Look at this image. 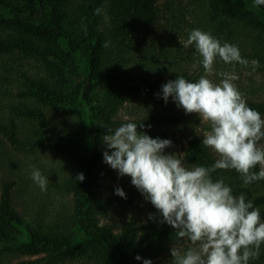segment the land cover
Instances as JSON below:
<instances>
[{
  "label": "trees",
  "instance_id": "16d2710c",
  "mask_svg": "<svg viewBox=\"0 0 264 264\" xmlns=\"http://www.w3.org/2000/svg\"><path fill=\"white\" fill-rule=\"evenodd\" d=\"M160 2L0 0V93L11 99L14 117L22 119L0 120V149L7 152L8 143L25 151L39 145L62 155L65 160L49 170L47 189L72 196L57 212L41 208L25 229L19 208L25 181L4 178L0 260L18 255L37 258L16 264H143L177 242L175 230L159 219L108 220L123 201L115 194L117 187L110 191L117 170L103 162L102 137L108 128L128 122L143 123L142 131L152 138L181 125L188 134L185 167H211L218 156L202 144L204 135L171 97L165 104L162 85L177 77L195 81L189 69L202 58L194 46L179 43L193 29L238 46L242 58L258 61L264 73V6L251 9L246 0H165L164 7ZM24 13H41L42 18L25 21ZM81 49L90 55L85 72L78 62ZM244 98L264 118V99ZM141 100L146 109L130 118L120 116L126 104ZM54 113L71 124L56 130ZM79 173L83 182L75 178ZM212 178L223 179L234 196L252 201L264 222V180L245 185L235 170H217ZM153 215L159 217L158 211ZM156 226L162 229L147 245ZM249 264H264V249Z\"/></svg>",
  "mask_w": 264,
  "mask_h": 264
},
{
  "label": "clouds",
  "instance_id": "9594fccd",
  "mask_svg": "<svg viewBox=\"0 0 264 264\" xmlns=\"http://www.w3.org/2000/svg\"><path fill=\"white\" fill-rule=\"evenodd\" d=\"M253 6H264V0H254ZM179 43L184 48L195 47L204 75L196 82L184 77L168 81L162 85V98L167 104L171 97L186 115L196 114L207 123L209 130L202 144L218 159L211 167L186 168L177 153L165 152L173 146L171 140L152 138L142 131L143 123L128 122L106 130L103 162L120 177H130L131 184L154 206L159 217L149 214V219L166 223L175 230L177 241L190 243L183 252L176 243L171 246L172 264H249L264 244L260 210L252 201L246 202L244 195L234 196L232 188L223 179L213 180L212 174L235 170L245 185L264 180V145L259 144L264 140V118L247 105L234 83L239 79L235 71L216 73L214 64L219 58L224 64L251 67L254 72L259 62H249L242 58L238 46L222 44L199 29ZM213 75L220 77L218 83L209 78ZM257 166L258 172L254 171ZM31 178L46 191L48 180L39 170L33 171ZM75 178L80 182L85 179L83 173ZM115 194L127 198L120 187ZM135 258L142 259L139 255ZM143 264L153 262L145 259Z\"/></svg>",
  "mask_w": 264,
  "mask_h": 264
},
{
  "label": "rangeland",
  "instance_id": "374dc122",
  "mask_svg": "<svg viewBox=\"0 0 264 264\" xmlns=\"http://www.w3.org/2000/svg\"><path fill=\"white\" fill-rule=\"evenodd\" d=\"M248 7L251 9H259L258 6L254 7L251 0H246ZM160 4L162 7L165 6V0H161ZM22 17L25 21L30 22H39L42 18L41 13L30 14L24 13ZM78 62L81 65L82 70L85 72L86 69L90 66V55L89 53L81 49L77 52ZM214 70L216 73L221 71H235V73L239 76V79L234 83L237 85L238 90L243 94L244 97L249 99H264V73L259 68L253 72L251 67L245 68L243 66H239L236 64L235 66L231 64H224L221 60L216 61L214 64ZM189 72L195 78L196 82L201 75H204V69L201 63H193L190 66ZM251 73V74H248ZM77 78V77H76ZM214 82L218 83L220 77L218 75H213L209 77ZM7 96L0 93V120L7 121L9 117H14V113L12 112L10 105V98H5ZM145 102L143 100L128 103L122 109L120 116L123 118H130L135 116L136 112L141 109H146ZM179 112L185 113L182 108H179ZM190 124L193 128H197V130L201 134H205L209 130V126L207 123L203 122L198 115L196 114H187L186 115ZM2 117V119H1ZM15 118V117H14ZM16 122L22 123V119L15 118ZM89 121H92V117H89ZM71 122V121H70ZM52 123L54 124L56 130H59L62 127L68 126L71 123H68V120L62 117L58 113L52 114ZM95 123V122H94ZM96 126V123L91 125V129ZM165 132L164 135H161L159 138L161 139H169L173 142V146L165 149L167 154L177 153L178 158H180L184 164L187 166V162L184 157V146L186 144V138H188V134L186 129L182 128V126H176L174 129H163ZM264 145V144H260ZM7 152H2L0 149V189H1V181L4 178L17 179L25 181L22 184L23 191L19 194L21 198V203H19V208L24 214L25 224H22L21 227L27 229V224H33L36 219V214L39 213V210L44 206L50 209V211H58V208H62V206L71 203L72 196L66 194H60L58 191H53V189H47L46 191H42L40 187L34 183L31 178V174L33 171L39 170L41 174L48 178L50 169H57L59 164L65 160L62 155L57 153L50 152L47 149H41L38 145L37 148L32 150H17L13 148L11 143L6 144ZM5 146V147H6ZM116 176L111 179L110 183V191H114V187H120L126 194V199L121 198L123 202H119L118 205L112 210V213L109 215V221L117 220L123 221L128 220L131 217H135L139 220V222H146L149 214L157 213V210L154 206L146 201L143 195L131 184V178L128 176L120 177L118 175V171H116ZM113 187V188H112ZM162 226H156L151 237V240L147 245L152 243L156 238V235L161 231ZM176 245L181 249V251H185L188 247H190V243L187 240H179ZM171 243L167 248L166 252L161 254L158 258L154 259L153 264H172V258L170 254L171 246L174 244ZM261 249H264V244L261 245ZM142 249L137 250L136 253H140ZM28 258H37L35 256H12L8 255L0 260V264H16L23 259ZM71 264V263H68Z\"/></svg>",
  "mask_w": 264,
  "mask_h": 264
}]
</instances>
